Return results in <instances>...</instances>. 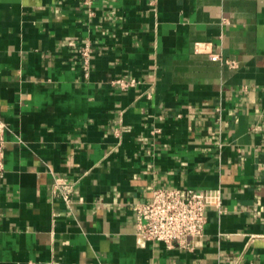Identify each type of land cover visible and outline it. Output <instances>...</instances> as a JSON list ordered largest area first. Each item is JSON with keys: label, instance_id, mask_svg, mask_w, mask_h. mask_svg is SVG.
<instances>
[{"label": "crops", "instance_id": "obj_1", "mask_svg": "<svg viewBox=\"0 0 264 264\" xmlns=\"http://www.w3.org/2000/svg\"><path fill=\"white\" fill-rule=\"evenodd\" d=\"M0 115V264H264V0H0ZM156 188L211 192L193 249Z\"/></svg>", "mask_w": 264, "mask_h": 264}, {"label": "built area", "instance_id": "obj_2", "mask_svg": "<svg viewBox=\"0 0 264 264\" xmlns=\"http://www.w3.org/2000/svg\"><path fill=\"white\" fill-rule=\"evenodd\" d=\"M85 69L88 70L89 48L80 51ZM216 59V56H212ZM8 123L0 115V185L5 176V133ZM56 191L70 199V186L57 180ZM211 192L193 188H156L152 198L135 205L138 218L136 235L140 242L157 241L168 248H194L195 240L202 237L207 223V208L215 199Z\"/></svg>", "mask_w": 264, "mask_h": 264}]
</instances>
